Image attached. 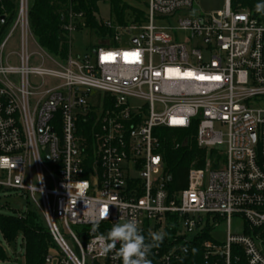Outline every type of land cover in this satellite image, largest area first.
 <instances>
[{"label":"built area","instance_id":"1","mask_svg":"<svg viewBox=\"0 0 264 264\" xmlns=\"http://www.w3.org/2000/svg\"><path fill=\"white\" fill-rule=\"evenodd\" d=\"M193 3L148 0L138 21H107L113 37L84 56H47L48 66L32 63L30 1L18 0L0 42V193L21 192L39 210L54 251L45 264H122L94 238L132 218L146 238L152 222L167 233L152 264H264V14L226 0L192 17ZM15 32L12 65L3 51ZM188 130L219 159L170 194L165 132ZM224 223L226 241L211 240Z\"/></svg>","mask_w":264,"mask_h":264},{"label":"trees","instance_id":"2","mask_svg":"<svg viewBox=\"0 0 264 264\" xmlns=\"http://www.w3.org/2000/svg\"><path fill=\"white\" fill-rule=\"evenodd\" d=\"M108 2L115 21L119 26H127L132 20H139L143 12L130 8L121 0H31L29 9V21L32 35L38 45L62 60H65L71 50L73 39L70 38L66 26L69 25V15L83 16V23L78 22L77 17L73 26L76 31L87 29L94 33L97 40L102 41L114 36L115 31L106 26V22L99 21L96 15L99 12L98 4ZM234 10L248 8L256 11L254 0H231ZM18 0H0V42L6 31L16 18ZM128 13V14H126ZM82 28V29H81ZM82 130L88 133L91 128L90 119L80 122ZM193 130L184 132H165L163 150L165 160V173L168 175L167 189L170 194L183 190L188 186V175L192 167L196 169L206 168V163L219 159V155L212 151L207 155L195 145ZM176 135L180 147L176 148L172 143V136ZM221 158V157H220ZM0 234L7 245L16 243L20 235L25 245L23 264H45V257L49 252L51 238L41 215L34 207L17 216H4L0 214ZM159 247H163L160 244ZM157 248H153L155 250ZM6 260L4 248L0 244V262Z\"/></svg>","mask_w":264,"mask_h":264},{"label":"rangeland","instance_id":"3","mask_svg":"<svg viewBox=\"0 0 264 264\" xmlns=\"http://www.w3.org/2000/svg\"><path fill=\"white\" fill-rule=\"evenodd\" d=\"M31 2V0H29ZM126 6L137 9L139 11L145 12L147 10L148 0H121ZM226 6V0H194L192 17H195L198 14H216L218 12L224 11ZM99 12L96 15L97 19L102 22L115 21V17L111 13V7L108 2H100L98 4ZM128 14V13H126ZM83 23V21H82ZM84 25V23H83ZM82 29V28H81ZM12 27H10L4 37H8ZM137 33H133V36H136ZM5 38V39H6ZM122 38L125 39V36L122 34ZM73 44H72V54L74 57L84 56L89 53L91 47L97 43V38L94 33H91L87 29H82L75 31L72 34ZM20 52V36L19 32H15L10 39L7 41V45L3 51V60L6 61L9 59V62L12 65L18 64V59L16 54ZM29 54L32 55V63L39 64L42 59L45 60L46 65L53 66L47 56L51 59L61 62L63 61L59 57L44 51L37 43L35 38L30 37L29 39ZM220 150H225V147H220ZM33 206L29 201L26 200L24 194L21 192L6 191L0 193V214L4 216H17L19 213L26 212L29 208ZM39 211L37 208H34ZM39 213V212H38ZM40 214V213H39ZM242 227V222L239 220H233L231 225V231L235 234L238 229ZM77 228H73L75 231ZM150 230L156 232V226L152 222ZM228 232L227 224L220 225L210 234V239L218 243H224L226 241ZM23 236L20 235L13 245H7L0 234V244L4 248L6 260L0 262V264H23L24 255H25V245L22 240ZM50 254H53V250H49Z\"/></svg>","mask_w":264,"mask_h":264},{"label":"clouds","instance_id":"4","mask_svg":"<svg viewBox=\"0 0 264 264\" xmlns=\"http://www.w3.org/2000/svg\"><path fill=\"white\" fill-rule=\"evenodd\" d=\"M255 10L257 13L264 14V3L256 4ZM108 218L109 212L101 217V219ZM98 227L99 223H94L92 231L96 232ZM166 235L164 231L150 230L146 238L138 221L132 218L113 224L106 234H100L94 239L100 243L102 255L107 256L113 253L112 259L120 260L122 264H152L148 256L153 248L160 246Z\"/></svg>","mask_w":264,"mask_h":264},{"label":"water","instance_id":"5","mask_svg":"<svg viewBox=\"0 0 264 264\" xmlns=\"http://www.w3.org/2000/svg\"><path fill=\"white\" fill-rule=\"evenodd\" d=\"M0 20H1V22H4V21H5V17L2 16V17L0 18Z\"/></svg>","mask_w":264,"mask_h":264},{"label":"snow or ice","instance_id":"6","mask_svg":"<svg viewBox=\"0 0 264 264\" xmlns=\"http://www.w3.org/2000/svg\"><path fill=\"white\" fill-rule=\"evenodd\" d=\"M216 79H219L218 77Z\"/></svg>","mask_w":264,"mask_h":264}]
</instances>
